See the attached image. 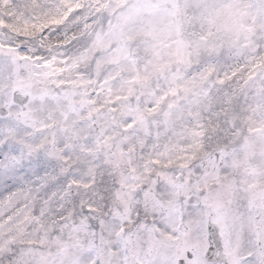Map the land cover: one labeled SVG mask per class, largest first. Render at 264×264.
<instances>
[{
  "label": "snow or ice",
  "instance_id": "1",
  "mask_svg": "<svg viewBox=\"0 0 264 264\" xmlns=\"http://www.w3.org/2000/svg\"><path fill=\"white\" fill-rule=\"evenodd\" d=\"M0 264H264V0H0Z\"/></svg>",
  "mask_w": 264,
  "mask_h": 264
}]
</instances>
